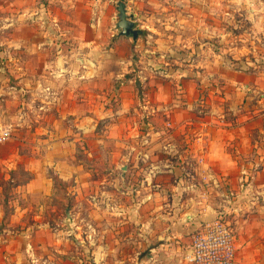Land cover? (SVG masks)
<instances>
[{
  "label": "crops",
  "instance_id": "0c3cea01",
  "mask_svg": "<svg viewBox=\"0 0 264 264\" xmlns=\"http://www.w3.org/2000/svg\"><path fill=\"white\" fill-rule=\"evenodd\" d=\"M258 26L264 0H0V264H189L218 215L264 264V62L209 43Z\"/></svg>",
  "mask_w": 264,
  "mask_h": 264
},
{
  "label": "built area",
  "instance_id": "2783aa9c",
  "mask_svg": "<svg viewBox=\"0 0 264 264\" xmlns=\"http://www.w3.org/2000/svg\"><path fill=\"white\" fill-rule=\"evenodd\" d=\"M114 21L116 22V16ZM9 138L10 131L7 128H0V141H6ZM147 143V140H144L143 145ZM199 163H202V158L199 159ZM161 171L159 166L151 167L147 176L151 178L155 174H160ZM211 176L207 171L202 174L199 185L203 186L204 190L209 186ZM197 185H193V188H197ZM235 251V231L228 220L218 215L204 221L193 231L190 236V249L185 259L189 264H235Z\"/></svg>",
  "mask_w": 264,
  "mask_h": 264
},
{
  "label": "rangeland",
  "instance_id": "374dc122",
  "mask_svg": "<svg viewBox=\"0 0 264 264\" xmlns=\"http://www.w3.org/2000/svg\"><path fill=\"white\" fill-rule=\"evenodd\" d=\"M26 1H27L28 5H34L35 2H40L43 5H49V0H26ZM204 1H206L208 4H210L211 2L213 4H215V3H217V1L225 4V3L237 2L240 0H217V1L216 0L215 1L214 0H204ZM255 1H257V0H255ZM218 7L223 9L222 5H218ZM224 16H227V15H221V13H220V19L218 20L219 24L217 26H214V27L216 29L222 31L225 34L228 33V36H230V37L228 38V36H227V39L232 38V34H231L232 32L236 33L239 31V33H240L244 30V28L241 29L240 27H238L236 25L233 26V25L229 24L227 19H221ZM257 29H258L257 32L261 33V31L264 30V27L258 26ZM225 38H226V36H225ZM221 40H222V37L219 36L218 39H214L212 41H209V43L211 45H213L214 47H217L218 50H220L221 52L223 51V49H227L228 47H233V48H240L241 47L242 48V45H243V48L250 49V50L255 47L258 50H261V52L258 53L259 57H255V59H257V61L261 60L262 62H264V41L258 40L256 38L252 39V38H250V36L241 40V41L240 40L239 41H237V40L228 41L226 39L222 40V41ZM206 42H208V41H206ZM224 58H226V57H224ZM253 60H254V58H252V61ZM262 66H264V64H262ZM1 99H2V95L0 94V103L2 101ZM2 118L3 117L1 115V106H0V127L7 128L10 131L9 127L6 124H4V121L2 120ZM10 138H11V132H10ZM3 188L5 189V187H3ZM256 241H258V239H256Z\"/></svg>",
  "mask_w": 264,
  "mask_h": 264
},
{
  "label": "water",
  "instance_id": "95a60500",
  "mask_svg": "<svg viewBox=\"0 0 264 264\" xmlns=\"http://www.w3.org/2000/svg\"><path fill=\"white\" fill-rule=\"evenodd\" d=\"M116 11L117 14L114 28L118 31V35L133 40L137 39L141 34V31L136 28L133 16L127 12L126 5L122 1L116 3Z\"/></svg>",
  "mask_w": 264,
  "mask_h": 264
}]
</instances>
